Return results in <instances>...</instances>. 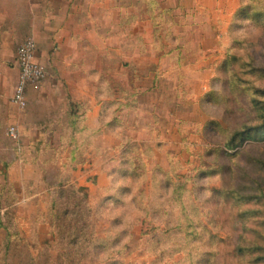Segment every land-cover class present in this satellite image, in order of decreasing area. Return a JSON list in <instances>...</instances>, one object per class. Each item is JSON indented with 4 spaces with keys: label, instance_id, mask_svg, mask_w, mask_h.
<instances>
[{
    "label": "rangeland",
    "instance_id": "obj_1",
    "mask_svg": "<svg viewBox=\"0 0 264 264\" xmlns=\"http://www.w3.org/2000/svg\"><path fill=\"white\" fill-rule=\"evenodd\" d=\"M138 2L149 20L121 37L134 50L120 53V69L136 77L140 94L123 115L128 129L121 130L131 139L114 165V187L79 191L48 152L50 208H34L27 225L19 208H7L0 218L12 242L6 248L0 233V264H251L237 246L264 234V135L231 138L264 127V0ZM11 123L0 131L5 165L21 156L8 136ZM66 207L89 222L91 240L78 253L53 223L51 214Z\"/></svg>",
    "mask_w": 264,
    "mask_h": 264
},
{
    "label": "crops",
    "instance_id": "obj_2",
    "mask_svg": "<svg viewBox=\"0 0 264 264\" xmlns=\"http://www.w3.org/2000/svg\"><path fill=\"white\" fill-rule=\"evenodd\" d=\"M137 4L0 0V131L12 122L8 136L21 155L6 165L0 159V216L7 208H19V220L27 225L34 220V208L47 214L53 197L44 168L48 152L56 155L57 167L68 170L77 188L96 195L112 185L114 165L131 139L121 130L128 129L123 115L135 109L140 94L136 77L121 76L120 69V53L134 50L133 44L122 45L121 37L135 36L136 23L149 20ZM28 38L36 41V59L46 77L25 84L22 106L14 100L21 84L17 55ZM106 69L111 70L107 78ZM31 88L35 90L28 98ZM11 127L16 138L9 133ZM9 195L12 200L6 203ZM8 230L0 218V233L6 237Z\"/></svg>",
    "mask_w": 264,
    "mask_h": 264
},
{
    "label": "trees",
    "instance_id": "obj_3",
    "mask_svg": "<svg viewBox=\"0 0 264 264\" xmlns=\"http://www.w3.org/2000/svg\"><path fill=\"white\" fill-rule=\"evenodd\" d=\"M239 13V10H238ZM241 14H247L245 9H241ZM257 14V13H256ZM259 25V24H258ZM259 110L261 111V115L263 112L264 115V104L259 106ZM259 128L255 127H248L244 128L241 131H237L233 137L231 138V142L235 141V139L238 137L239 139H247V137H259L258 135L262 133L264 135V127H262L261 132L258 130ZM255 133L256 136H253ZM124 173L125 174H132V172ZM79 191H87L86 188L78 187ZM60 193L63 196V191H60ZM254 213V211H257V213H261L259 210H250ZM248 210L244 211V213L249 214L252 213ZM243 213V214H244ZM54 217L53 223H58V227L61 226L58 230V237L63 241L66 242V245L68 248L72 249L71 251L73 253H78V251L82 250L86 247V245L89 243L91 238L88 236V226L89 222L87 221L86 217H84V213L76 212V211H70L69 207L64 208L61 212H57L56 214H51ZM258 217V216H256ZM264 220V219H263ZM264 224V223H263ZM52 225V224H51ZM255 238L249 237L248 235L245 236V238H240L241 242H239L237 249L240 252L241 256H244L245 254H248L247 261L251 264H264V244H261V239L264 240V234L258 231H255ZM10 233L9 230L7 231V237L5 239L6 248L10 246V243L12 242V238L9 240ZM260 242V243H259ZM99 248V247H98ZM246 251L248 253H246ZM258 253V254H256ZM262 253V254H259ZM30 254V252L28 253ZM81 254V253H80ZM82 255V254H81ZM256 255V256H254ZM34 261L36 260L34 256L31 257ZM71 262H73V257L70 258Z\"/></svg>",
    "mask_w": 264,
    "mask_h": 264
},
{
    "label": "built area",
    "instance_id": "obj_4",
    "mask_svg": "<svg viewBox=\"0 0 264 264\" xmlns=\"http://www.w3.org/2000/svg\"><path fill=\"white\" fill-rule=\"evenodd\" d=\"M36 52L37 44L34 38H28L18 49L17 60L21 71V84L16 90L14 100L22 106L26 104L25 84L36 83L46 75L45 69L36 60ZM9 130V133L16 138V129L11 127Z\"/></svg>",
    "mask_w": 264,
    "mask_h": 264
}]
</instances>
